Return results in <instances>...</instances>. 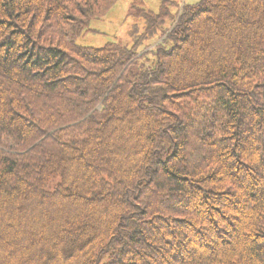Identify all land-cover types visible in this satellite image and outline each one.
Here are the masks:
<instances>
[{"label": "trees", "instance_id": "16d2710c", "mask_svg": "<svg viewBox=\"0 0 264 264\" xmlns=\"http://www.w3.org/2000/svg\"><path fill=\"white\" fill-rule=\"evenodd\" d=\"M0 0V264H264V0Z\"/></svg>", "mask_w": 264, "mask_h": 264}, {"label": "rangeland", "instance_id": "374dc122", "mask_svg": "<svg viewBox=\"0 0 264 264\" xmlns=\"http://www.w3.org/2000/svg\"><path fill=\"white\" fill-rule=\"evenodd\" d=\"M148 10L157 12L160 0H140ZM187 0H178L180 7L178 14ZM135 0H118L109 13L99 20H92L90 28L94 32L88 33L78 39L77 43L87 47L102 48L110 42L130 47L133 43L131 35L134 21L132 17L133 10L130 4Z\"/></svg>", "mask_w": 264, "mask_h": 264}]
</instances>
